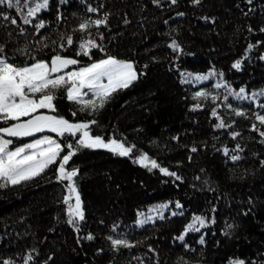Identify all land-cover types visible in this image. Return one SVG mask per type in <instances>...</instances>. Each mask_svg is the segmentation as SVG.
I'll return each mask as SVG.
<instances>
[{
    "label": "trees",
    "instance_id": "trees-1",
    "mask_svg": "<svg viewBox=\"0 0 264 264\" xmlns=\"http://www.w3.org/2000/svg\"><path fill=\"white\" fill-rule=\"evenodd\" d=\"M89 6L98 12H88ZM0 13L18 20L12 25L0 19V45L10 62L23 66L32 57L50 60L59 51L79 60V67L111 55L133 61L143 73L95 114L80 112L64 90L56 93L59 115L72 122L96 120L92 134L135 145L133 158L106 149H80L69 162V169L79 170L85 212L78 232L67 223V182H57L58 165L28 182L0 188V264H264V143L251 130L256 123L264 131L255 121L257 112L264 114L259 107L264 96L256 101L229 96L225 101L226 89L215 87L226 82L234 92L264 90V43L246 51L249 44L264 42V0H201L198 5L193 0H161L159 5L152 0H49L31 25H24L6 5H0ZM105 14L107 26L91 28L90 37L76 31L84 20ZM41 20L46 27L37 33L34 25ZM67 35L73 36L74 45L58 49ZM88 38L104 51L77 56L79 43ZM173 39L182 51L168 47ZM237 60H242L240 70L232 67ZM213 69L223 78L183 82L191 79L187 74ZM197 91L218 98L195 100ZM197 103L202 107L193 110ZM213 108L231 128L214 127L219 121L211 116ZM233 109L246 116H236ZM232 132L240 135L233 139ZM78 136L55 138L66 144ZM13 139L10 146L23 141ZM237 144L243 151H233ZM225 147L241 159L225 156ZM141 153L181 180L135 163ZM161 204H168L163 219L150 211ZM140 213L153 220L139 225L144 218ZM194 216H203L206 227L185 234ZM89 234L95 237L91 241L85 239ZM182 234L184 239H178ZM108 237L133 247L113 248Z\"/></svg>",
    "mask_w": 264,
    "mask_h": 264
},
{
    "label": "snow or ice",
    "instance_id": "snow-or-ice-1",
    "mask_svg": "<svg viewBox=\"0 0 264 264\" xmlns=\"http://www.w3.org/2000/svg\"><path fill=\"white\" fill-rule=\"evenodd\" d=\"M201 0H193L194 4H200ZM152 3L159 5L161 0H152ZM171 4H176L177 0H170ZM251 4L252 0H247ZM0 5H6L7 8L13 9L24 25H31L33 19L38 17L42 10H46L49 6V0H0ZM88 12H98L97 8L88 7ZM178 15H184L178 13ZM61 17H58L60 19ZM0 19L10 21L12 25H16L18 20L16 17L0 13ZM207 19V18H205ZM108 14H105L101 19L84 20L81 22L76 31L85 33L91 36V28L95 27L97 30L101 26H107ZM127 22V21H126ZM46 24L43 20L34 25L37 33L44 29ZM24 28H20L23 33ZM249 31H252L249 28ZM264 32V28L260 29ZM64 43L58 45V49L63 50L66 47L74 45V38L72 35L62 37ZM99 39L103 40V34H99ZM249 44L248 52L259 45ZM44 47H47L45 44ZM174 52L182 51L179 43L173 39L168 45ZM92 49L104 51L101 44L97 43L96 39L88 38L81 40L79 43V51L77 56H89ZM3 45H0V122L7 125L0 127V188L19 185L39 177L45 173L53 165H58L56 168L57 182L65 185L67 194L63 197V203L67 206V223L78 232L79 225L85 220V212L83 209V202L80 191L78 189V175L79 170L75 168L69 169V162L77 154L80 149H106L109 152L121 156L133 158L135 145H126L124 140L105 138L99 135H93L91 126L97 124L96 120L72 122L62 115L58 114L55 101L58 99L56 93L64 90L66 99L79 105L80 112H88L95 114L100 109H103L112 96L120 90L128 89L132 86L143 73H138L136 65L133 61H126L118 59L115 56L107 55L106 58L91 62L86 66L79 68L72 67V70H67L71 66H76L80 63L79 60L65 55H61L59 51L51 56L50 60L37 59L32 57L31 63H26L20 66L14 62H10L9 57L5 54ZM247 58V57H245ZM264 60V54L260 56ZM242 60H237L233 63L234 69L240 70ZM146 67V66H145ZM184 75V74H182ZM189 80L183 82H201L207 81L211 77L219 75L223 78V73H217L214 69L207 74H196L191 76ZM216 88H225L227 95L224 100L227 101L229 96H233L239 100L256 101L264 96V90L246 93L245 88H240L238 92H234L229 85L225 83H217ZM211 97L213 102L218 98L211 96L205 91H197L193 99L199 100L201 98L208 99ZM202 107L199 103L194 106L193 110ZM220 105H217V108ZM231 108V105H227ZM259 107L264 109V103L259 104ZM217 108H213L211 116L216 118L219 122L214 126L217 129L231 128L232 125L226 124L222 118L219 117ZM47 110V111H41ZM236 116H246V113L233 109ZM57 113V114H50ZM73 117L77 115L76 112L71 114ZM27 119H22V118ZM255 121L260 126H264V114L257 112L255 114ZM11 122V123H10ZM234 123V122H233ZM45 130L55 133L57 137H77L74 143H61L58 139L52 136H43L40 139H35L31 143L24 144L20 147H15L14 150L9 148L13 143L12 139L7 137H29L36 133H43ZM252 131L258 132L262 138L261 143H264V131L253 123ZM231 137L235 139L240 135L238 132L230 133ZM174 139H178L174 137ZM65 149H67L65 153ZM192 152L197 149L193 147ZM225 156H229L230 152L227 147L223 148ZM233 151H243L239 144L236 145ZM191 159V157H189ZM232 161L241 159L240 155H230ZM134 162L142 167L158 169L163 175L174 177L176 180H181V177L176 172L170 171L166 167H162L155 159H151L147 153H141L135 156ZM264 165V161H261ZM74 199V203H73ZM168 207V204H161L156 209L150 211L158 212L159 217L163 219V210ZM182 205L177 201L176 208H181ZM214 211V210H213ZM144 217L143 213L139 214ZM176 215V213H173ZM153 220L151 215L139 219L137 223L144 225ZM214 223V220L212 221ZM199 225V227H197ZM206 227V220L203 216H194L192 222L186 227L185 234L188 231H200L201 228ZM230 227V226H229ZM95 237L91 234L87 235L85 239L91 241ZM113 248L120 246L131 248L132 244L123 239H113L108 237ZM178 239L183 240L182 234ZM203 237L200 243H203ZM32 257L29 255L28 260ZM3 264H11L10 261H4ZM27 264V261L25 262ZM232 264H244V261H233Z\"/></svg>",
    "mask_w": 264,
    "mask_h": 264
},
{
    "label": "rangeland",
    "instance_id": "rangeland-1",
    "mask_svg": "<svg viewBox=\"0 0 264 264\" xmlns=\"http://www.w3.org/2000/svg\"><path fill=\"white\" fill-rule=\"evenodd\" d=\"M101 59H103V58H101ZM98 60H100V59H98ZM96 61V60H95ZM93 62V61H92ZM91 63V62H90ZM90 63H88V64H90ZM88 64H84V65H82V66H86V65H88ZM80 67V66H79ZM79 67H75V68H79ZM68 70H72V68L71 69H68ZM41 111H47V110H41ZM50 114H52V113H50ZM22 119H26V117L25 118H22ZM45 135H47V136H52L53 138H55V133H51L50 131H48V130H45L43 133H40L39 135H37V136H35V137H29V138H26V139H22L23 141L22 142H20V143H17L16 145H13V146H10L9 145V148L10 149H12V150H14V148L15 147H20V146H23L24 144H27V143H31L33 140H35V139H40V138H42L43 136H45ZM5 138L6 139H12V141L14 140L13 139V137H7V136H5ZM20 138H22V137H20ZM17 139V138H16ZM73 203H74V199H73Z\"/></svg>",
    "mask_w": 264,
    "mask_h": 264
},
{
    "label": "water",
    "instance_id": "water-1",
    "mask_svg": "<svg viewBox=\"0 0 264 264\" xmlns=\"http://www.w3.org/2000/svg\"><path fill=\"white\" fill-rule=\"evenodd\" d=\"M71 67H75V66H71ZM71 67H70V68H71ZM26 119H27V118H26ZM39 134H40V133H36V134H34L33 136H29V137H30V138H31V137H35V136H37V135H39ZM29 137H22V138H23V139H26V138H29Z\"/></svg>",
    "mask_w": 264,
    "mask_h": 264
},
{
    "label": "flooded vegetation",
    "instance_id": "flooded-vegetation-1",
    "mask_svg": "<svg viewBox=\"0 0 264 264\" xmlns=\"http://www.w3.org/2000/svg\"><path fill=\"white\" fill-rule=\"evenodd\" d=\"M21 139H23V138H21Z\"/></svg>",
    "mask_w": 264,
    "mask_h": 264
}]
</instances>
